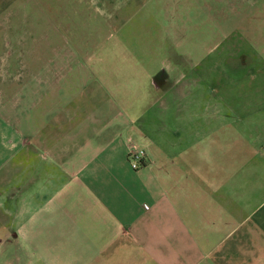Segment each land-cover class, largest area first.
<instances>
[{
    "label": "crops",
    "instance_id": "0c3cea01",
    "mask_svg": "<svg viewBox=\"0 0 264 264\" xmlns=\"http://www.w3.org/2000/svg\"><path fill=\"white\" fill-rule=\"evenodd\" d=\"M24 2L0 33L36 31ZM207 3L208 41L54 53L0 98V264H264V0Z\"/></svg>",
    "mask_w": 264,
    "mask_h": 264
},
{
    "label": "rangeland",
    "instance_id": "374dc122",
    "mask_svg": "<svg viewBox=\"0 0 264 264\" xmlns=\"http://www.w3.org/2000/svg\"><path fill=\"white\" fill-rule=\"evenodd\" d=\"M24 4L37 12L40 23L30 28L36 31L0 33V98L11 106L16 105L18 93L32 89L33 81L27 76L34 65L54 53L90 61L115 58L120 63L127 57L170 58L175 50L161 46L177 40V28L182 36L208 41L207 0H25ZM55 21L58 27H53ZM239 29L234 37L242 36ZM119 67L125 74L132 66ZM104 68L107 73L112 66Z\"/></svg>",
    "mask_w": 264,
    "mask_h": 264
},
{
    "label": "built area",
    "instance_id": "2783aa9c",
    "mask_svg": "<svg viewBox=\"0 0 264 264\" xmlns=\"http://www.w3.org/2000/svg\"><path fill=\"white\" fill-rule=\"evenodd\" d=\"M146 151L144 148H138L130 152L129 158L133 168H139L143 164ZM149 208L148 205H146Z\"/></svg>",
    "mask_w": 264,
    "mask_h": 264
}]
</instances>
